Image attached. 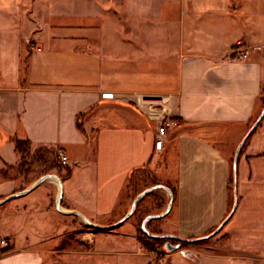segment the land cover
<instances>
[{
    "label": "crops",
    "instance_id": "crops-1",
    "mask_svg": "<svg viewBox=\"0 0 264 264\" xmlns=\"http://www.w3.org/2000/svg\"><path fill=\"white\" fill-rule=\"evenodd\" d=\"M263 99L264 0H0V264H53L82 217L120 222L139 171L173 195L155 189L166 207L151 216L168 213L148 227L179 240L220 228L264 252V118L240 148ZM16 139L69 164L22 168ZM102 231L94 257L106 240L140 249L134 224Z\"/></svg>",
    "mask_w": 264,
    "mask_h": 264
},
{
    "label": "rangeland",
    "instance_id": "rangeland-1",
    "mask_svg": "<svg viewBox=\"0 0 264 264\" xmlns=\"http://www.w3.org/2000/svg\"><path fill=\"white\" fill-rule=\"evenodd\" d=\"M49 159L53 161L55 158L49 155ZM152 185V177L146 171L135 172L122 196V205L125 206V209L121 214L114 217L109 225L123 220L133 210L136 198L144 191L155 187ZM159 192L153 190L151 195L143 197L134 209L133 215L126 220V222L134 224L136 227L134 233L137 234L136 240L140 247L138 252L133 251L132 256L122 255L114 250V241L106 240V249L101 250V257H94L92 249L93 234H108V232L81 224L80 228H82L83 234H79L78 237L75 234L66 236L64 241H68V246L66 244L64 246L68 251L64 253V257H59L53 264H264V252L237 250L235 235L223 232L220 228H216L210 234L200 238L194 237L190 240L171 238L166 242L177 246L174 251L168 250L164 244L154 250L147 248L143 242L146 237L142 235L141 229H143L144 223L151 215L165 212L166 204L162 205L160 202L157 195ZM230 192V207L232 209L234 205L233 181H231ZM230 213L231 210L225 220ZM145 229L148 233H159V236H162V232L154 224L148 227V223H146L143 230Z\"/></svg>",
    "mask_w": 264,
    "mask_h": 264
},
{
    "label": "trees",
    "instance_id": "trees-1",
    "mask_svg": "<svg viewBox=\"0 0 264 264\" xmlns=\"http://www.w3.org/2000/svg\"><path fill=\"white\" fill-rule=\"evenodd\" d=\"M15 141H16L17 150L22 155V158H23L22 168H25V169L27 168V169L30 170L31 166H32V162L34 160L41 161V159H43L45 162H48L49 161V155H52L55 158L54 159L55 162H54V160L52 161V166H58V164L60 163L59 160H58V155H57V153H56V151L54 149H46V153L45 152L43 153V151H42L41 152L42 155L40 157L41 153H39V152L41 150L37 151V153L31 152L30 144L27 141H22V140H19V139H16ZM47 154H49V155L47 156ZM4 175L7 176L6 173H4ZM231 181H233V179H231ZM153 182L156 185H161L156 180H153ZM166 187H168V186H166ZM168 188H170V187H168ZM227 219H226V221H227ZM141 233H142L143 236L146 237V240H143L144 245L147 248L151 249V250H154L155 248H158V247H160L163 244L166 246V244H167L166 241L171 239V238H162V236H159V233L151 234V233L146 232L143 229H141Z\"/></svg>",
    "mask_w": 264,
    "mask_h": 264
},
{
    "label": "water",
    "instance_id": "water-1",
    "mask_svg": "<svg viewBox=\"0 0 264 264\" xmlns=\"http://www.w3.org/2000/svg\"><path fill=\"white\" fill-rule=\"evenodd\" d=\"M263 118H264V110H263V112H262V114H261L259 120L256 122V124L254 125V127L250 130L248 136H247V137L244 139V141L242 142L240 148H241L242 145L247 141V139H248V137L250 136V134H251V133L253 132V130L257 127V125L262 121ZM240 148H239V149H240ZM238 151H239V150H238ZM237 159H238V153L236 154L235 162H234V179H235L234 191H235V196H236V166H237ZM47 177H48V176H44V177H42V178H41V179L35 184V186H33L32 189H34L36 186L40 185V184H41V183H42ZM49 177H50V176H49ZM52 177H55V178L61 183V185H62V182H61V180H59V178H57L56 176H52ZM160 188H165L166 190H168L169 193H170V195H171V197H172V199H173V195H172L171 190H170L169 188L165 187V186L158 185V186H156V187H153V188H151V189H148V190L144 191L143 193H141V194L136 198V200H135V202H134V205H133V210H132L131 212H129V213L127 214V216H126L123 220H121L120 222H118L117 224H115V225L112 226V227H99V226H96V225L92 224V223H91L88 219H86L85 217H82V218L84 219V221H86V223H87L89 226H92V227H94V228H98V229H102V230H109V229H111V228L117 227V226L121 225L123 222H125L128 218H130V217L133 215V213H134V209L137 207V205L139 204L140 200H141L144 196H146L147 194H149L151 191H153V190H155V189H160ZM27 192H28V191H25V192H22V193H27ZM61 197H62V194H61ZM8 199H10V198H8ZM60 199H61V198H60ZM6 201H7V200H6ZM235 205H236V200H235ZM171 206H172V201H171V204H170V206H169V210H170ZM60 207H61V206H60V200H59V201H58V208H59V210H61ZM72 213H73V212H72ZM166 213H168V212H166ZM166 213L163 214L162 216H150L148 220L156 219V218H161V217L165 216ZM74 214H76V213H74ZM148 220H147V221H148ZM147 221L144 223V225H143V229H144V226L146 225ZM145 231H146V229H145ZM162 238H167V237L162 236ZM166 247H167V249L170 250V251H174V250L177 249V246H173V245L170 244V243H167V244H166Z\"/></svg>",
    "mask_w": 264,
    "mask_h": 264
},
{
    "label": "built area",
    "instance_id": "built-area-1",
    "mask_svg": "<svg viewBox=\"0 0 264 264\" xmlns=\"http://www.w3.org/2000/svg\"><path fill=\"white\" fill-rule=\"evenodd\" d=\"M248 55H249V51H245L240 55V59H246L248 57ZM103 97L104 98H114V94H104ZM174 124H175V121L165 119V120H163L162 124H160V126H158V130H157L158 140L156 141V148L158 150H160L163 146V137L166 135V130L169 129L170 127H172ZM58 160L62 165H68L69 164V157L63 151L59 152ZM1 244L7 245L5 241H1Z\"/></svg>",
    "mask_w": 264,
    "mask_h": 264
}]
</instances>
